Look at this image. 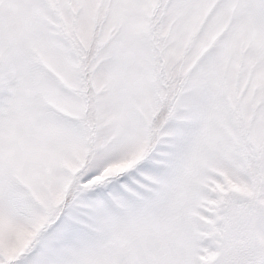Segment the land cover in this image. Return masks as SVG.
Instances as JSON below:
<instances>
[{
	"label": "snow or ice",
	"instance_id": "snow-or-ice-1",
	"mask_svg": "<svg viewBox=\"0 0 264 264\" xmlns=\"http://www.w3.org/2000/svg\"><path fill=\"white\" fill-rule=\"evenodd\" d=\"M0 264H264V0H0Z\"/></svg>",
	"mask_w": 264,
	"mask_h": 264
}]
</instances>
